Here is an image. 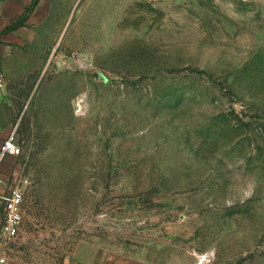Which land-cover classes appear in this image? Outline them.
Here are the masks:
<instances>
[{"label": "rangeland", "instance_id": "374dc122", "mask_svg": "<svg viewBox=\"0 0 264 264\" xmlns=\"http://www.w3.org/2000/svg\"><path fill=\"white\" fill-rule=\"evenodd\" d=\"M0 35L11 262L264 264V0H0Z\"/></svg>", "mask_w": 264, "mask_h": 264}, {"label": "built area", "instance_id": "2783aa9c", "mask_svg": "<svg viewBox=\"0 0 264 264\" xmlns=\"http://www.w3.org/2000/svg\"><path fill=\"white\" fill-rule=\"evenodd\" d=\"M4 84L0 78V88ZM21 148L18 144L16 127L4 141L0 149V264H7L8 249L16 245L22 223L24 190L20 181L14 176L5 177L1 165L8 156H19Z\"/></svg>", "mask_w": 264, "mask_h": 264}, {"label": "crops", "instance_id": "0c3cea01", "mask_svg": "<svg viewBox=\"0 0 264 264\" xmlns=\"http://www.w3.org/2000/svg\"><path fill=\"white\" fill-rule=\"evenodd\" d=\"M17 117L16 107L12 104L11 101L6 99L3 94L0 92V149L4 141L9 137V135L14 130V121ZM15 156H8L1 165V172L3 176L9 177L14 170L15 166ZM1 207H0V227H1ZM7 264H24V263H13L8 258ZM66 264H103L98 262H89V263H74L72 261ZM107 264V263H105ZM112 264V263H111ZM116 264V263H114ZM121 264H139L134 262H126Z\"/></svg>", "mask_w": 264, "mask_h": 264}, {"label": "trees", "instance_id": "16d2710c", "mask_svg": "<svg viewBox=\"0 0 264 264\" xmlns=\"http://www.w3.org/2000/svg\"><path fill=\"white\" fill-rule=\"evenodd\" d=\"M25 22L21 21V22H17L15 25H12V27H10V29H8V32L11 31V30H15L17 29L18 27L22 26ZM0 38H1V35H0Z\"/></svg>", "mask_w": 264, "mask_h": 264}]
</instances>
